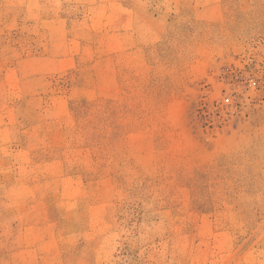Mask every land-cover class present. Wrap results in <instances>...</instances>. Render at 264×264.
<instances>
[{
    "label": "rangeland",
    "instance_id": "rangeland-1",
    "mask_svg": "<svg viewBox=\"0 0 264 264\" xmlns=\"http://www.w3.org/2000/svg\"><path fill=\"white\" fill-rule=\"evenodd\" d=\"M0 264H264V0H0Z\"/></svg>",
    "mask_w": 264,
    "mask_h": 264
},
{
    "label": "bare ground",
    "instance_id": "bare-ground-1",
    "mask_svg": "<svg viewBox=\"0 0 264 264\" xmlns=\"http://www.w3.org/2000/svg\"><path fill=\"white\" fill-rule=\"evenodd\" d=\"M169 121H170V123H171V125L172 126H178L177 124L179 123V117L178 116H172V115H170L169 116Z\"/></svg>",
    "mask_w": 264,
    "mask_h": 264
},
{
    "label": "built area",
    "instance_id": "built-area-1",
    "mask_svg": "<svg viewBox=\"0 0 264 264\" xmlns=\"http://www.w3.org/2000/svg\"><path fill=\"white\" fill-rule=\"evenodd\" d=\"M228 100H229V98H228V97H226V98H225V101H228Z\"/></svg>",
    "mask_w": 264,
    "mask_h": 264
}]
</instances>
